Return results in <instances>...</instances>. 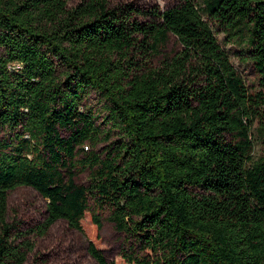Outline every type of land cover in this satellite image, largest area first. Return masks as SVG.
<instances>
[{
	"label": "trees",
	"instance_id": "trees-1",
	"mask_svg": "<svg viewBox=\"0 0 264 264\" xmlns=\"http://www.w3.org/2000/svg\"><path fill=\"white\" fill-rule=\"evenodd\" d=\"M175 1L0 0V264L32 249L7 217L18 186L46 200L39 235L58 219L81 231L87 211L99 230L107 210L130 264H264V0ZM213 26L245 47L257 92Z\"/></svg>",
	"mask_w": 264,
	"mask_h": 264
},
{
	"label": "rangeland",
	"instance_id": "rangeland-1",
	"mask_svg": "<svg viewBox=\"0 0 264 264\" xmlns=\"http://www.w3.org/2000/svg\"><path fill=\"white\" fill-rule=\"evenodd\" d=\"M80 0H68L67 6L74 7ZM114 5H131L139 9L151 7L164 10L175 6V0H112ZM214 33L221 48L227 53L237 74L242 78L245 86L251 93L257 92L258 86L256 72L252 61L246 54L244 46L227 43L225 35L220 28L213 26ZM180 50V45L174 37H170L164 47V54L173 55ZM85 104L95 113H99L96 124L101 129L105 128L103 120V101L94 91L89 92ZM63 136L68 132L61 131ZM114 138V137H111ZM112 139L102 140L97 150L103 148ZM255 155L263 152V147L256 143ZM88 172L83 171L76 177L78 183L87 185ZM46 200L29 186H18L8 192L7 217L14 223L21 236L17 239H27L32 244V249L27 252L23 264H98L87 252V243L91 241L96 248L101 250L108 260L114 264H130L122 256L133 244V238L124 232L117 231L112 223L107 220L108 211H101L102 226L98 230L91 221V213L85 212L80 220L81 231L70 228L64 219H58L42 234H37V227L45 218Z\"/></svg>",
	"mask_w": 264,
	"mask_h": 264
}]
</instances>
